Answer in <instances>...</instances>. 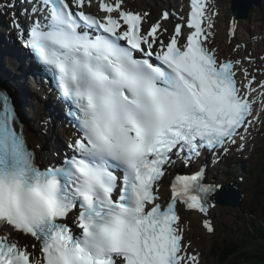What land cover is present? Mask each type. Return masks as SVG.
<instances>
[{"label": "snow or ice", "instance_id": "snow-or-ice-1", "mask_svg": "<svg viewBox=\"0 0 264 264\" xmlns=\"http://www.w3.org/2000/svg\"><path fill=\"white\" fill-rule=\"evenodd\" d=\"M91 4L33 0L27 27L10 17L70 105L78 135L62 165L42 169L0 94V264H200L177 205L206 212L223 184H205L203 169L176 176L166 204L159 185L174 155L191 162L246 139L259 120L255 77L209 46L216 13L207 0H190L187 34L177 23L167 42V11L145 29L147 13L123 0H98L102 16L85 10ZM13 7L0 0V10ZM257 86L264 97V81ZM203 227L213 231L208 220ZM21 233L36 243L22 246L13 239Z\"/></svg>", "mask_w": 264, "mask_h": 264}, {"label": "rangeland", "instance_id": "rangeland-1", "mask_svg": "<svg viewBox=\"0 0 264 264\" xmlns=\"http://www.w3.org/2000/svg\"><path fill=\"white\" fill-rule=\"evenodd\" d=\"M177 2H181L182 0H176ZM139 5V2L130 1V5ZM216 5L220 9V14L217 15L218 19V37L219 43L223 45L222 50L226 53V55H237L241 53L239 51L245 50L248 57H250L249 64L252 63V60L255 56V60L260 63H264V44L261 40L264 39V0H260V3L257 7H253V11L250 12L248 19H240L235 20V14L230 10V0H216ZM159 6V3H156V7ZM157 9V8H155ZM216 10V7H215ZM157 12L159 9L156 10ZM219 10H217L218 13ZM235 26V32L233 36L228 35V30L232 25ZM237 27V28H236ZM237 29V30H236ZM237 32V33H236ZM234 38V39H233ZM242 41L243 43L239 45L237 42ZM244 48H240V47ZM254 60V61H255ZM2 61H4L2 59ZM253 61V62H254ZM9 65H4L0 71V75L5 78L2 71L8 70ZM9 81V80H8ZM25 85V81H22ZM29 86L28 82H26V86ZM15 89L20 90L19 86H12ZM29 89V87H28ZM21 92V90H20ZM28 100H32L28 97ZM30 119V127L34 131L35 126L33 123V119ZM258 136L254 138V143L251 146V152L249 158L245 162L246 169L245 174H241L242 180L241 184L244 187L245 197L242 201V204L239 208H234L227 206L226 211L219 214L216 219L211 223L214 227L213 231L208 234L207 230L203 227V217L199 214L193 213H185L184 219L187 221L188 226L186 225L188 233L191 238L195 239L197 242L196 245L200 247L202 260L204 264H220L217 260L212 256L213 253H210V245L212 244V238L223 235L230 234L235 236H241L244 233L245 227L250 225L251 222L255 225L258 220L263 217L264 208L260 205V200L264 196L261 189V185L264 184V173L262 169L264 168V121L262 122ZM37 124V122L35 123ZM37 128V127H36ZM29 131L30 129L27 128ZM54 135V129L50 130V133L46 136L45 144L52 145V143L56 142L60 144L61 139ZM44 149V148H43ZM261 156V157H260ZM235 159L227 158L223 163V165L218 166V170H210L209 176L213 178H221L220 180H225L226 183H229L233 180L232 176L238 179V176L235 175V171L237 168V163L235 164V168L232 167L234 165ZM230 168V169H229ZM234 178V179H235ZM259 178L260 182H256ZM169 178H166L164 185L162 187V191L165 194V189L167 187V182ZM258 183V184H257ZM167 195V194H166ZM252 206V212L254 216L248 215L247 209ZM250 212V211H249ZM201 240V241H199Z\"/></svg>", "mask_w": 264, "mask_h": 264}, {"label": "bare ground", "instance_id": "bare-ground-1", "mask_svg": "<svg viewBox=\"0 0 264 264\" xmlns=\"http://www.w3.org/2000/svg\"><path fill=\"white\" fill-rule=\"evenodd\" d=\"M123 1H124V3H126L124 9H129V8H126V7L128 5H130V1H132V0H123ZM139 1L142 4L141 7H144L147 11H150V8H151L152 11H155L156 10L155 8H157L156 7V1L157 0H139ZM243 1H245V0H243ZM243 1L242 0H240V1H238V0H230V10L232 11V6L233 7H236L235 8L236 10H239V12H238L239 18L238 19H235V20L248 19L250 12L253 11V7H257L258 6L255 2H252L251 3V0H248L247 1V4L245 2H243ZM215 2H216V0H213V1L212 0H209V2L207 0V5H208V9H209L210 13H211V11L214 10L215 13L217 14L218 8H217V5H215L216 4ZM95 4L98 5V0H92L91 6L86 5L85 6V9L88 8V11L87 12H89L90 14L94 13V11H91L89 9L98 8V7H95ZM163 4L164 5H166V4L167 5H170V9L172 10V13L175 14V15H180L181 16L182 13L186 11L185 6L183 4H178L176 2V0H167V2L163 1ZM248 4H250V6H248ZM251 4H252V6H251ZM215 7H216V10H215ZM243 7L246 10H248L247 11V14L245 16L243 15V12L240 10ZM20 8H23L24 9V13H25L26 12L25 9L27 8V3L26 2H23L22 4H20ZM13 10H14V13L16 14L17 12H16L15 8H13ZM140 10H141V8H140ZM7 11L8 12L5 13V15H4V13H1L0 12V23H1V26L2 27H6L7 26V22L8 21H11L10 20V17H11V15H12L13 12L12 11L10 12V10H7ZM232 12L235 13L234 11H232ZM96 14H100V12L97 11ZM216 14L214 16H212L213 28H212L211 31H212L213 35L209 38V46L212 47V48H214V49H216V50H218V52H221L222 53L223 52V50H222L223 45H221L219 43L220 37H218L219 36L218 35V29L219 28H218V19H217V15ZM16 16H17V14H16ZM22 19H24V17ZM171 19H173V18L171 16H169V20L166 21L165 24L166 23L171 24L170 23ZM18 20H19V23H20V18ZM23 22H24V20H23ZM261 40L263 41V44H264V39L262 38ZM237 43L239 45H241L243 42L240 41V42H237ZM240 48L242 49L244 47L241 46ZM245 50L243 49V51H239L241 53H238L237 55H228V57H231L232 59H235V60H241L243 62V67H246V66L249 65L248 64L249 63L248 61H250V57L247 56L248 54L245 53ZM246 52H247V50H246ZM241 57H244V59L247 62H245L244 60H242ZM254 58H255V56H254ZM254 58H253V60H254ZM253 60H252V63L250 64L251 67H252V71H253V72L250 71L252 73L250 75V78L252 76L255 77V82L253 83V87L256 88V93L253 94V99L255 101V106H254V109H253V115H257L258 114L259 115V120H257L253 124L250 133L247 135V137H246V139L244 141H249V140L252 141L253 137L257 136L259 134V132H261V130L259 128V125L261 123L260 121L262 119H264V111H263L261 105L260 104L258 105V102L260 101L258 95H259V93H260L261 90L257 86L258 85V82L264 81V64L260 65V64L256 63V61L253 62ZM3 64L4 65H8V61H2L1 58H0V69L1 70L3 68ZM4 76H6V75H4ZM242 76L243 75L239 74V71H238L237 72V77H242ZM24 77H26L25 74L18 73V74H15L13 77H11L9 81H11L13 84L19 86L22 95H24V97L26 99H28V97H31V96L35 99L33 105L28 106V108L30 109V111H28V110H26V111H27L28 116L31 118V120L33 119V122H35V123L37 122V124L33 123L34 126H35V129L37 131H33V132H36V133L30 132L31 134H28V136L30 137V138L28 137V141H29V143H33L32 141H35L36 140V141H38L40 143H45L46 142V137L44 135H42V134H39L38 131H39V129H41V131H43L44 134H47L48 129H47L45 123L44 122H40V121H42V120L44 121L45 115L48 113V110L46 109V105H45L44 101L37 100L36 99L37 98L36 95L34 93H31L30 89H28V86H26V80L24 79ZM7 79H9V78L7 77ZM22 81H25V85H24V83ZM1 104H2V102L0 101V106H1ZM61 125L62 126L59 127L54 132V135L55 136L56 135L58 136L59 134H61L62 136L63 135H70V134H72V133L75 132L74 130L70 129V126L69 125H66V124H61ZM65 128H68V129L64 131ZM241 142L242 141H237V143L235 145H232L231 146V149L229 150V151H231L229 153V155H231L232 157H234L233 159H235L234 165L232 167L235 168V164L237 163V168H236V171H235V175L238 176V179H236L234 176H232L233 180H231L230 183L234 182L233 184L235 186H237V188H236L237 191H239L242 194V198L244 199L245 194H244V191H243L244 190V187L241 184V181H243L242 180L243 178L241 177L242 176L241 174L242 173L245 174V171L246 170L248 172L249 169H246L247 167L245 166V162L249 158H251V156L250 155H247L248 153L244 152L245 151V150H243L244 147H242V148L240 147ZM56 144L57 143L55 142L54 143L55 146H53V147H55V150H57L56 148L58 147V146H56ZM42 145H44L43 148H48V147H46L47 146L46 144H42ZM246 150H247V152L248 151H251V149H249V148H246ZM58 151H59V149H58ZM240 151H241L240 156H238V153ZM42 154H43V156L45 158L44 153H42ZM224 158L225 157H223V159L220 158L218 160L216 158L212 159V161L213 160H216L215 161V166L216 167L215 168L214 167L211 168V166H209L208 168L211 169V170H213V169L218 170V166L224 164V162H225ZM52 159H53V156L52 155L50 156V158H47L48 161H50ZM45 160H46V158H45ZM221 163H223V164H221ZM165 178H166V176L162 179V181ZM207 178L210 180L209 175H207ZM220 179L221 178H219V179L216 178V180L214 181L215 184H223V186H225V187L228 186L229 183H226L225 180H220ZM256 182H260L259 181V178L256 180ZM258 185L259 186L260 185L262 186L264 184H258ZM230 186H231V184H230ZM214 194H216V193H214ZM239 204L235 205L236 207H234L232 205H225V204H222V203H218V201L211 200V204H209L208 211H207L206 214H204L202 212H199L198 210H191V212H189V213L199 214L205 220H208L210 223H212L219 214H221L222 212H225L226 211L227 206L234 207V208H239L242 203L240 205ZM178 210L180 212L185 211L181 206L178 207ZM185 213H188V212H183L181 214V217H180L181 218V220H180V226H182V229L184 231V242L189 245V251H191L193 253H199V256H200V264H204V262L202 260V254H201L200 247H199V245L198 246L196 245L197 242L195 241V239H197L198 237L195 238V239H193V237L191 238V236L188 233H186V230L188 228V227H186V225L188 226V224H187V221L184 219ZM208 234H210V233L208 232ZM223 237H225V235H223ZM199 241H201V240H199ZM245 256H246V254H245Z\"/></svg>", "mask_w": 264, "mask_h": 264}, {"label": "trees", "instance_id": "trees-1", "mask_svg": "<svg viewBox=\"0 0 264 264\" xmlns=\"http://www.w3.org/2000/svg\"><path fill=\"white\" fill-rule=\"evenodd\" d=\"M262 172L264 173V168ZM262 186L260 191L264 194V185ZM260 205L264 208V196L260 200ZM252 209L253 207L250 206L247 210L250 216H254ZM257 220L255 225L253 222L247 225L241 236L226 234L222 238L213 237L210 251L217 262L220 264H264V214ZM245 254L248 256L246 257Z\"/></svg>", "mask_w": 264, "mask_h": 264}, {"label": "water", "instance_id": "water-1", "mask_svg": "<svg viewBox=\"0 0 264 264\" xmlns=\"http://www.w3.org/2000/svg\"><path fill=\"white\" fill-rule=\"evenodd\" d=\"M238 1H240V0H238ZM247 1L248 0H245L243 2H245L247 4ZM252 2H255L257 5H259L260 0H251V3ZM248 6H250V4H248ZM251 6H252V4H251ZM235 8L236 7L232 6V11H234L236 13L235 14L236 19H238L239 18V15H238L239 10H236ZM240 10L243 12L244 16L247 14L248 10H246L244 7L242 9H240ZM3 90L8 91L13 97L14 94L11 91L10 87L8 85H6L5 83L0 81V92L3 91ZM18 112H19V115H21L20 111H18ZM22 119H23V116H22ZM233 183L234 182L229 183L228 186H226V187L224 186L223 187L222 191H220L219 193L214 194L212 196L213 200L218 201V203H222V204H225V205H232L234 207H236L235 205H237L239 203L241 204L242 203V199H243L242 198V194L239 191H237V189H236L237 186H235ZM230 184H231V186H230Z\"/></svg>", "mask_w": 264, "mask_h": 264}]
</instances>
